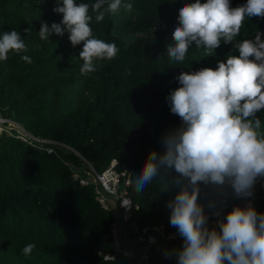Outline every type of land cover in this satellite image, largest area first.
I'll return each instance as SVG.
<instances>
[{
  "label": "trees",
  "instance_id": "16d2710c",
  "mask_svg": "<svg viewBox=\"0 0 264 264\" xmlns=\"http://www.w3.org/2000/svg\"><path fill=\"white\" fill-rule=\"evenodd\" d=\"M76 2L91 5L95 0ZM123 2L133 3V9L122 6L115 14L105 13L99 23L89 9L93 36L114 42L119 51L111 60L94 61L96 71L84 75L82 44L73 47L67 32L53 33L48 40L39 37L42 23L61 21L62 14L53 9L62 0H0V36L16 30L26 45V51H10L8 59L0 61V116L20 123L33 135L68 144L97 171L115 158L116 168L126 171L132 181L127 193L138 208L131 217L141 226L163 223L172 230L176 228L170 225L167 205L178 191L172 183L174 170L166 174L162 169L141 192L134 186L149 152L163 153L164 137L181 124L166 97L179 87L181 72L215 69L229 55H239L236 43L254 40L257 33L264 40V18H246L235 40H222L213 55L193 43L183 62H173L167 46L174 43L178 10L194 0ZM246 3L230 0L231 7ZM256 115L264 131V109ZM66 161L81 163L68 148L47 150L17 136L15 130L0 131V264H136L120 252L111 259L104 257L113 251L115 217L95 200L91 185L72 177ZM202 189L201 202L213 207L228 194ZM249 204L264 214L258 182ZM208 226L218 224L208 221ZM28 244L35 247L25 256ZM180 247L162 255L150 246L147 264H177L175 251Z\"/></svg>",
  "mask_w": 264,
  "mask_h": 264
},
{
  "label": "clouds",
  "instance_id": "9594fccd",
  "mask_svg": "<svg viewBox=\"0 0 264 264\" xmlns=\"http://www.w3.org/2000/svg\"><path fill=\"white\" fill-rule=\"evenodd\" d=\"M104 5L105 0L91 5L62 0L53 9L62 14L61 21L50 26L42 23L39 29L41 40L67 32L73 47L82 44L79 57L84 75L96 71L94 61L111 60L119 51L114 42L93 36L89 9L99 23L105 13L134 7L123 0ZM250 17L264 18V0H247L237 7H231L230 0H194L182 5L179 24L172 32L174 43L167 46L169 59L183 62L193 43L213 55L222 40H235ZM235 47L239 55H229L215 69L205 67L177 76L179 87L166 100L181 124L164 137L163 153L149 152L135 179V191L141 192L162 169L176 174L172 183L178 191L167 207L170 225L183 240L175 251L177 264H264V214L251 204L236 205L225 219L218 220V227L210 228L205 208L213 204L201 202L202 186L213 193L230 188L235 197L245 199L253 195L258 178L264 177V131L256 115L264 109V40L257 33L254 40H242ZM10 51H26L16 30L0 36V61L7 60ZM22 59L31 62L28 56ZM121 203L125 208L131 205L127 199ZM34 247L26 245L24 255Z\"/></svg>",
  "mask_w": 264,
  "mask_h": 264
},
{
  "label": "built area",
  "instance_id": "2783aa9c",
  "mask_svg": "<svg viewBox=\"0 0 264 264\" xmlns=\"http://www.w3.org/2000/svg\"><path fill=\"white\" fill-rule=\"evenodd\" d=\"M14 130L17 136L30 143L35 142L47 150H54V147H65L79 155L81 159L79 164L73 161H66L70 166L72 177L77 179L80 184L91 185L95 200L104 209L111 211L115 217L111 223L113 251L105 254V258L111 259L117 252H120L128 258L134 259L136 264H147L148 248L150 246H155L161 251L162 255H166L167 250L170 248L175 250L182 246L183 240L177 234V229L166 230L163 223H151L141 226L131 217L138 208V204L127 193L130 176L126 171H119L116 168L115 158H112L109 165L103 170L97 171L89 160L62 141L33 135L23 125L20 127L18 125L17 129L15 128ZM257 182L264 194V177L258 178ZM126 199L131 202L128 208L122 206L121 203ZM249 200L250 197L241 199L228 193L220 199L217 206L209 209L206 214L209 216V221H214L218 224V220L224 219L226 213L233 206H246L249 204ZM125 237L133 239L134 242L125 244ZM163 245H166L167 248L164 249Z\"/></svg>",
  "mask_w": 264,
  "mask_h": 264
},
{
  "label": "rangeland",
  "instance_id": "374dc122",
  "mask_svg": "<svg viewBox=\"0 0 264 264\" xmlns=\"http://www.w3.org/2000/svg\"><path fill=\"white\" fill-rule=\"evenodd\" d=\"M18 125H19V127L21 126L20 124L14 122V121L5 120L3 117L0 116V131L3 130L4 128L6 130H9L10 128H12V130H14L15 128L17 129ZM221 191H226V193H229V194L233 195L230 188H227V189H224V190H221ZM133 242H134L133 239H129L127 237L124 238V243L125 244H132ZM170 246H172V245H170ZM163 247H164V249L167 248L166 245H163ZM172 251H173V249L170 248L169 250H167V253L171 254Z\"/></svg>",
  "mask_w": 264,
  "mask_h": 264
},
{
  "label": "water",
  "instance_id": "95a60500",
  "mask_svg": "<svg viewBox=\"0 0 264 264\" xmlns=\"http://www.w3.org/2000/svg\"><path fill=\"white\" fill-rule=\"evenodd\" d=\"M137 264H139V263H137Z\"/></svg>",
  "mask_w": 264,
  "mask_h": 264
}]
</instances>
